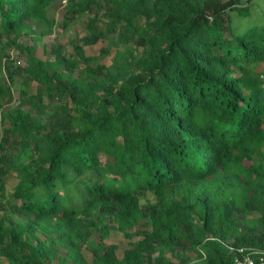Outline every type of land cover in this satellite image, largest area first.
<instances>
[{
	"label": "trees",
	"instance_id": "1",
	"mask_svg": "<svg viewBox=\"0 0 264 264\" xmlns=\"http://www.w3.org/2000/svg\"><path fill=\"white\" fill-rule=\"evenodd\" d=\"M60 1L0 0V44L24 62L8 53L0 77V264L264 250V25L231 20L251 0H69L87 16L71 53L37 44ZM29 23L47 28L24 43Z\"/></svg>",
	"mask_w": 264,
	"mask_h": 264
},
{
	"label": "rangeland",
	"instance_id": "2",
	"mask_svg": "<svg viewBox=\"0 0 264 264\" xmlns=\"http://www.w3.org/2000/svg\"><path fill=\"white\" fill-rule=\"evenodd\" d=\"M69 0H61L58 4H54L49 9V16L53 20L52 29L48 27V33L42 37L41 41H37V44L45 43L50 47L52 44H56L57 47H62L65 53L72 52V45L70 40L75 37H80L86 25V15L77 16L76 13L70 12L68 9L70 4ZM245 0H242L244 3ZM232 26L235 32L243 33L254 26L264 25V0H251L249 3V12L247 14H240L238 11H232L231 13ZM47 27L43 23H29L24 26L21 31V40L24 43H28L32 36L41 33ZM107 45V42L98 41L95 45L86 48V52L89 54H97L101 47ZM15 48V47H14ZM14 48L3 49L0 44V77L5 80L7 78L4 69L5 57L10 53L17 60V64H23V56ZM50 57L51 54H50ZM110 55L105 59L106 63L110 61ZM21 78H15L14 87L12 93L15 94L21 84ZM29 91H33V83L28 87ZM14 98L11 96L6 97V102L12 101ZM7 106V105H6ZM6 107L4 106L3 109ZM1 129V123H0ZM1 138V131H0ZM1 208V207H0ZM1 214V211H0ZM109 238L105 240L107 244L117 245L118 255L121 256L123 250L128 246L127 240L115 229L113 225L110 226ZM137 237H134L136 239Z\"/></svg>",
	"mask_w": 264,
	"mask_h": 264
},
{
	"label": "built area",
	"instance_id": "3",
	"mask_svg": "<svg viewBox=\"0 0 264 264\" xmlns=\"http://www.w3.org/2000/svg\"><path fill=\"white\" fill-rule=\"evenodd\" d=\"M264 80V73L261 74ZM235 251L231 264H264V250L253 247H232Z\"/></svg>",
	"mask_w": 264,
	"mask_h": 264
},
{
	"label": "clouds",
	"instance_id": "4",
	"mask_svg": "<svg viewBox=\"0 0 264 264\" xmlns=\"http://www.w3.org/2000/svg\"><path fill=\"white\" fill-rule=\"evenodd\" d=\"M262 73H264V72H262ZM262 78V77H261ZM264 81V80H263Z\"/></svg>",
	"mask_w": 264,
	"mask_h": 264
}]
</instances>
